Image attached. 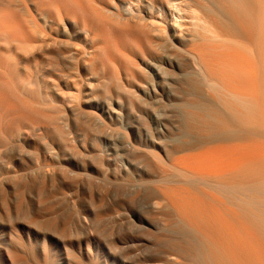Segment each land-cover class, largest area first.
<instances>
[{"label": "bare ground", "instance_id": "obj_1", "mask_svg": "<svg viewBox=\"0 0 264 264\" xmlns=\"http://www.w3.org/2000/svg\"><path fill=\"white\" fill-rule=\"evenodd\" d=\"M3 1L40 38L5 6L0 75L49 106L58 51L80 82L77 117L0 115V264H264V0Z\"/></svg>", "mask_w": 264, "mask_h": 264}, {"label": "rangeland", "instance_id": "obj_2", "mask_svg": "<svg viewBox=\"0 0 264 264\" xmlns=\"http://www.w3.org/2000/svg\"><path fill=\"white\" fill-rule=\"evenodd\" d=\"M2 1V2H1ZM0 1V3L2 4V3H4V1L3 0H1ZM56 1V0H55ZM62 1H64V0H62ZM68 1V3H70L69 2V0H65L64 2H67ZM72 1V0H71ZM81 1H83V0H81ZM54 4H55V2H53ZM0 4V5H1ZM1 6H3L2 8L3 9H0V11H4V12H6V11H8V10H10V11H8V12H10V14H12V16H9V21H10V23L11 24H9V21L4 17V20L2 19V21H4L5 22V19L7 20V22H8V25H7V23H5L6 25H7V29L13 24V22H14V24H16V25H18V26H16V28L18 27H22L23 29H24V31H26L27 32V35H25L26 37H27V39L28 40H31V41H35V40H37V39H39L40 37H39V35L37 34V33H35V27H34V24H33V22L31 21V19L28 17V23H29V26H28V24L26 23V21H25V19H24V17H23V15L20 13V12H16L17 10L15 9H13V8H8V6L7 5H5V4H3V5H1ZM7 7V9H6V7ZM1 8V7H0ZM12 9V10H11ZM6 10V11H5ZM13 11V12H12ZM2 12H0L2 15L4 14V13H2ZM7 12V13H8ZM13 13H14V16H13ZM1 14H0V16H1ZM4 15H6L7 16V14H4ZM9 15V14H8ZM8 17V16H7ZM1 18V17H0ZM11 18V19H10ZM13 19V20H12ZM1 21V19H0V22L1 23H3L4 24V22H2ZM14 24H13V27H14ZM39 24L41 25V26H44V23H43V21L40 19V22H39ZM2 25V24H1ZM6 25H5V27H6ZM9 26V27H8ZM1 27H3V25L1 26ZM0 27V28H1ZM5 27L3 28V31H5L4 29H5ZM29 27L31 28V32H30V30H29ZM11 28H12V26H11ZM15 28V27H14ZM13 28V29H14ZM105 28V27H104ZM12 29V30H13ZM106 29V33H107V35L108 36H110V34H113V35H111V36H113L112 38H111V36L109 37V40H110V38H111V43L113 44V40L115 41V43H116V41L118 42V40H116V39H119V42H120V44H123V45H125V46H129V45H131V43H133L132 41H134V39H135V34L134 33H121V32H118V33H116V31L115 30H111L112 28H105ZM109 29V30H108ZM1 30V29H0ZM9 30V29H8ZM11 30V29H10ZM17 30V32H15V30L14 31H12L13 33H12V35L14 34V32H15V34L16 33H20L21 31H19L20 30V28L19 29H16ZM107 30L108 31H112V32H107ZM19 31V32H18ZM1 32V31H0ZM115 32V33H114ZM5 33V32H4ZM10 33V32H9ZM110 33V34H109ZM0 34H2V33H0ZM11 34V33H10ZM114 34H116V36H114ZM133 34V35H132ZM3 35V34H2ZM116 37V38H115ZM115 38V39H114ZM113 39V40H112ZM74 42V41H73ZM79 42V40H76L74 43H77V44H80V45H77L79 48V51L81 50V48H82V50H84L83 48H88L87 46L86 47H83V45L85 46V44L83 43V42H81L80 41V43H78ZM76 46V47H77ZM81 50V51H82ZM85 50H87V49H85ZM56 51V50H55ZM50 54V55H49ZM53 54V55H52ZM44 55L46 56V55H48L49 57H44ZM44 55H42V57H44V58H42V61L41 62H45V63H41V62H39L40 64H36V63H33V65L35 66V64H36V66L38 67L39 65V69H40V74L42 73V75H45L44 76V78H45V80H48L49 82L48 83H51V84H53V83H59V84H61V89L62 88H65L64 89V91L63 90H61V92H64V96L62 95V96H57V95H55V98L56 99H50V102H49V106H52V107H56V106H60V107H62V108H65L66 110H67V113H68V117L71 119L72 117H77L75 114H73V113H71V111H70V107L72 106V97H73V95H74V93L75 92H77V86L75 87V85L73 84V82H75L76 80L77 81H79L78 79V77H80L78 74H75V71H73V70H70L69 68H67V67H65L60 61H58L59 60V52L57 51L56 53L55 52H48V54L46 53V54H44ZM53 57V58H52ZM54 57H56V58H54ZM124 57V56H123ZM52 58V59H51ZM57 58H58V60H57ZM48 59V60H47ZM56 59V61H54ZM50 60V61H49ZM53 60V61H52ZM48 61V62H47ZM58 62H60L59 64H58ZM48 63V64H47ZM49 63L51 64V65H49ZM57 63V65H55ZM48 65L47 67H46V65ZM61 64V65H60ZM60 65V67H61V70L59 69L60 67H57L58 69H56V68H54L55 66H59ZM42 66H43V68H42ZM53 68V69H52ZM42 69H45V70H43V72H42ZM58 70V71H56V70ZM62 69H64L63 70V72H62ZM0 70H2V68L0 67ZM34 71L36 70V68H34L33 69ZM55 70V71H54ZM73 71V72H72ZM9 77H10V79H11V73L9 72ZM54 78V79H53ZM52 79H53V83L51 82L52 81ZM56 79H58V81H56ZM51 80V81H50ZM66 80H68L69 82L67 83V81ZM70 80H71V82H70ZM72 80H74V81H72ZM80 82V81H79ZM67 83V84H66ZM70 83H71V85H70ZM112 83H113V79L111 80V77H108L107 79H106V87L107 88H111V85H112ZM73 84V85H72ZM71 88V89H70ZM21 89H22V86L20 85V83L18 82V81H16V83L14 82V83H11V81L9 80V78H4L2 75H0V115H3V120L5 119V115L7 114V118H6V120H8L10 117V119H9V121L10 120H12V119H14V118H16V117H18L19 118V120H21V121H27V120H29L30 118H34V117H36L37 115H39L40 117H42V116H47L48 114H49V110H48V107L49 106H46L47 104H41V102H40V100L35 96V97H33V96H28L26 93H23L22 91H21ZM86 89V88H85ZM27 91H29V92H36V91H38V85L37 84H35V85H32V86H30V87H28L27 89H26ZM76 94V93H75ZM104 93H102V95L100 94V96H102V97H105L106 96V94H104ZM114 94V96H117V93H113ZM87 94L86 93H84V95L81 97L82 98V101H83V99L85 100V98H87V96H86ZM30 97H33V98H30ZM80 98V99H81ZM73 100H74V97H73ZM72 103V104H71ZM74 103H75V101H74ZM37 107L36 109H37V112H34V113H32L30 110H29V107ZM27 107V108H26ZM6 110V114H3L4 113V111ZM1 118V116H0V120L2 119ZM43 119H45V118H43ZM42 123H43V125H45L44 123H46L47 124V120H42ZM74 124L72 123V126H73ZM77 139V138H76ZM74 139L75 141L74 142H76L77 141V143H74V144H78L79 143V139ZM40 141H38V139L37 140H34L33 139V141L31 140V142L28 144V146H26L25 148H26V150H28V151H32V152H34V156H32V157H36V156H39V152L37 153L36 152V146L38 147V148H41V147H43V145H45L46 144V142L48 143V142H50L51 140H50V138H43V139H39ZM46 142H45V141ZM42 141L44 142V144L42 143ZM34 144V145H33ZM103 146L105 147V146H107V145H105V144H103ZM34 149V150H33ZM37 154H36V153ZM41 155V154H40ZM42 156V155H41ZM40 157V156H39ZM39 157H38V159H39ZM42 158V159H41ZM40 160H44V157L42 156V157H40ZM115 264H120V262L117 260L116 262H115Z\"/></svg>", "mask_w": 264, "mask_h": 264}]
</instances>
